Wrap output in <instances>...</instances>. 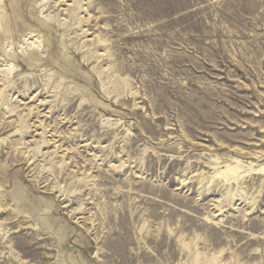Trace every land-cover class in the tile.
<instances>
[{
  "label": "rangeland",
  "instance_id": "rangeland-1",
  "mask_svg": "<svg viewBox=\"0 0 264 264\" xmlns=\"http://www.w3.org/2000/svg\"><path fill=\"white\" fill-rule=\"evenodd\" d=\"M58 1L0 0V264H264V0Z\"/></svg>",
  "mask_w": 264,
  "mask_h": 264
},
{
  "label": "bare ground",
  "instance_id": "bare-ground-1",
  "mask_svg": "<svg viewBox=\"0 0 264 264\" xmlns=\"http://www.w3.org/2000/svg\"><path fill=\"white\" fill-rule=\"evenodd\" d=\"M84 4V2H83V0H74L73 1V3H70V4H65V0H62V1H58V2H55V4L54 5H57V9H59V7H61V5H67V8H64V9H61L60 8V14H62V15H66L67 17H68V13H71V11L73 10V11H76L77 9H79L80 10V8H81V6ZM53 5V6H54ZM43 9H44V7H43ZM84 9V8H83ZM82 9V10H83ZM58 11V10H57ZM79 13H80V11H78ZM79 16V15H78ZM66 17V18H67ZM60 18V17H59ZM52 19V18H51ZM65 18H63V20H64ZM66 20V19H65ZM79 20V19H78ZM59 21V20H58ZM60 22V21H59ZM61 22H62V20H61ZM59 25H61L60 23H59ZM81 27V26H80ZM28 32V31H27ZM86 32H87V30H86ZM30 36H29V38H33V37H36L37 35L36 34H34L32 31L31 32H29L28 33ZM37 38H39L38 36H37ZM26 40V39H25ZM39 40V39H38ZM37 40V41H38ZM36 41V40H35ZM36 41V42H37ZM39 42V41H38ZM40 43V42H39ZM41 44V43H40ZM32 45V44H31ZM42 45V44H41ZM40 47V46H39ZM14 65V64H13ZM16 65V64H15ZM13 67H15V66H13ZM53 72V71H52ZM48 140V139H47ZM47 145V144H46ZM45 155V154H44ZM225 166V168L221 171L220 170V174L221 173H224L225 175H227V177L228 176H230L231 174H233V173H235V172H237L238 170H237V168L236 167H233V166H230V165H224ZM218 173V174H219ZM1 202V201H0ZM5 205V204H4ZM4 208V206H2L1 204H0V210L1 209H3Z\"/></svg>",
  "mask_w": 264,
  "mask_h": 264
}]
</instances>
